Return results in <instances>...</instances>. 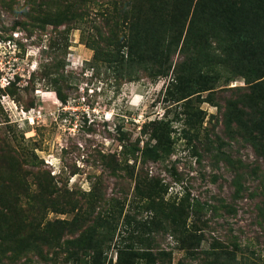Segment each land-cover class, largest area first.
<instances>
[{"label": "rangeland", "instance_id": "1", "mask_svg": "<svg viewBox=\"0 0 264 264\" xmlns=\"http://www.w3.org/2000/svg\"><path fill=\"white\" fill-rule=\"evenodd\" d=\"M184 6L0 0V264H264V156L217 110L243 78L200 91L187 46L167 51Z\"/></svg>", "mask_w": 264, "mask_h": 264}, {"label": "trees", "instance_id": "2", "mask_svg": "<svg viewBox=\"0 0 264 264\" xmlns=\"http://www.w3.org/2000/svg\"><path fill=\"white\" fill-rule=\"evenodd\" d=\"M184 2L185 6L167 23L164 47L170 51V48L180 41L181 45L187 46L190 52L186 62L190 69L197 72V85L200 91L211 89L209 83L218 80L223 73H226L223 76L224 81L233 76L243 78L244 87L232 89L231 91L236 94L234 98L224 100L222 108L217 106V110L222 109L221 120L226 130L241 136L258 155L264 156V45L261 46L262 44H258L257 41L252 42L249 35L253 31L264 33V25L260 26L257 23L263 16L253 15L255 13L253 8L256 7L258 0L249 5L250 14L240 13L247 4L244 0H184ZM149 35L153 36L151 33ZM167 57L164 60L165 64ZM221 67L223 69L218 70ZM209 71L214 72L213 77L206 75ZM130 153L132 154L133 150ZM141 155L150 161H155L159 157L155 146H145L141 150ZM262 178L264 181V172ZM9 210L17 216L14 209ZM13 224L19 230L28 229V232L33 228L31 223L21 221L18 216L14 217ZM184 225L185 222L183 228L174 226V233L183 238L185 249L197 248L201 238ZM193 228L198 230L195 226ZM213 242L216 243L213 247L210 246L213 257L230 256L232 252L218 244V240ZM227 263L226 260L223 264Z\"/></svg>", "mask_w": 264, "mask_h": 264}]
</instances>
